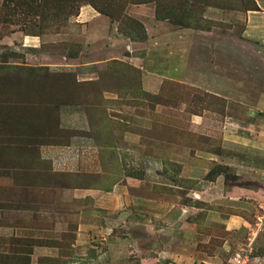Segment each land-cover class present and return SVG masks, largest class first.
Returning <instances> with one entry per match:
<instances>
[{"label": "rangeland", "instance_id": "obj_1", "mask_svg": "<svg viewBox=\"0 0 264 264\" xmlns=\"http://www.w3.org/2000/svg\"><path fill=\"white\" fill-rule=\"evenodd\" d=\"M77 2L29 0L13 15L0 0V264H153L146 252L178 247L181 231L180 247L191 238L212 253L228 235L212 212L237 211L250 223L229 232L240 240L222 258L231 264L264 231V208L229 207L209 186L217 175L264 184L250 165L264 155V61L243 67L255 48L244 38L264 37V0ZM236 137L245 153L227 162L219 148ZM52 145L79 158L75 171L50 170L41 150ZM60 187L102 191L66 198Z\"/></svg>", "mask_w": 264, "mask_h": 264}, {"label": "crops", "instance_id": "obj_2", "mask_svg": "<svg viewBox=\"0 0 264 264\" xmlns=\"http://www.w3.org/2000/svg\"><path fill=\"white\" fill-rule=\"evenodd\" d=\"M260 7L263 8V11H264V7H262L261 5ZM244 39L247 40V42H244V44L247 45V43L249 42V44H251L250 46H254L255 48L247 47L245 49L246 54L243 55L245 59L243 67L246 69V71H248L247 68H249L250 70L256 71L260 69L261 62L264 61V37L259 38V44L255 42V39H257V37L249 36V38H244ZM254 57L259 59L260 66L254 61L253 59ZM262 101L263 99H260L258 102V105ZM244 105H245L244 107L246 108L248 107L246 103ZM66 112H67L66 118L71 119L74 125H78L82 123V125L79 126V129H82L83 127H85L86 121L84 119L83 113L82 115L80 113L76 115L75 112H72L70 114L68 109H66ZM74 113H75V117L72 116ZM69 115H70V118L67 117ZM63 116L64 114L62 115V117ZM253 129L255 131L261 130L260 128H257L256 126H253ZM246 130L248 131L250 130V128H247ZM245 135L249 137L250 133L249 132L245 133ZM238 139L245 141L243 137L238 138ZM236 140H237V137H236ZM232 142H234L235 144L233 145ZM245 142H240L239 140L237 141L233 140L231 141V144L229 145L228 139H225L221 144V145L223 144L224 145L220 146L221 148H219L220 149L219 152L223 154V156L227 157V162H229V160L233 162V159L238 161L239 153L240 154L245 153V146H244ZM259 142H261V140L253 141L252 146H249V147H254ZM45 146H48V145H45ZM55 147L56 146L52 145V147L49 146L46 149H42L41 150L42 157H45L52 161V168L54 171H68V170H70L71 172L75 171L76 165H79L77 161V159L79 158L78 157L76 158L73 152H71L70 149L67 147H57V148ZM237 149L239 150V152L237 151ZM236 161H235V164L233 165L236 167V175L242 176L243 173L245 172L243 168L244 165ZM73 165H75V169L72 168ZM250 165H252L253 168L259 167L264 172V155H262L261 164H258L256 161H254V164L250 163ZM211 182H212V185L209 186L211 188L209 189L211 192L214 193L215 188H219L215 193L224 195L225 197L227 195L228 197L227 200H219L220 203H223L225 205H228L229 207H235L238 209H252L251 208L252 205H250V201H252L264 208V184H260V186H257L256 190L249 189L247 187H242L236 184L234 185L232 184V185H229L228 187H225L226 181H225L224 175L223 176L217 175ZM59 189H60V194L62 196H67L66 198H68L69 196L78 197V198L90 196L91 198L95 199V197H97L96 193L102 191L101 189L96 190V189L82 188V187L81 188L60 187ZM220 191L221 192L223 191V192L221 193ZM255 198L256 200H243V199H255ZM212 213H213L211 214L212 218H210L211 223L209 222V219L207 220V223L208 224L210 223L209 225L211 226L213 224L212 227L217 225L216 227L219 226L221 227V229H223L224 231L228 233L227 237L224 239L222 245L220 246L219 251L208 253L204 250L203 247L193 248L191 247V242L193 240L191 238H189L188 240L189 244L185 245V247L183 248L180 247L181 243L185 241L184 234H188V232L186 231H181L178 236L180 237L179 239L180 241L178 240L177 237L174 239V242L178 240V243H179L178 247L175 246L171 249L166 248V249H160V250H155L152 248V249H149L148 252H146V256L151 258V260L153 261V264H221L222 258L225 257V255L228 253V250L231 248V243L232 242L234 244L240 243V240L238 239V237H236L234 233L230 234L229 232L230 231L232 232L233 229H241V227L246 228L247 227L246 225H248V222L250 223V221L247 220V218L241 215L240 213H237V211L235 213L231 212L230 214H227V215H223L220 211H214ZM207 216L209 217L210 215L207 214ZM171 238L173 239L174 237H171ZM249 238L250 236H246V240L244 239L245 242L241 244L238 250H236L231 256L228 257V261L231 260V257L235 255V253L239 252L245 246ZM197 239L201 241V243H205L207 241L206 235L204 234H200L197 237ZM252 245L254 247V251L251 255V258L249 259L248 264H264V231L262 233H259L257 237H255ZM53 248L55 247H50L46 245L36 246V249L37 251H39V254L48 253L47 249H51L52 251ZM157 251L158 253H156Z\"/></svg>", "mask_w": 264, "mask_h": 264}, {"label": "trees", "instance_id": "obj_3", "mask_svg": "<svg viewBox=\"0 0 264 264\" xmlns=\"http://www.w3.org/2000/svg\"><path fill=\"white\" fill-rule=\"evenodd\" d=\"M9 1L11 2V6L9 7V10L15 11L14 12L15 14H13V15H16V14L27 15L28 14L27 12L29 10H26V9L29 8V0H9ZM55 1H56L57 5H58L59 0L58 1L55 0ZM60 1H65L67 3H71V4L75 5V6H78L77 0H60ZM133 1L136 2V0H133ZM141 2H144V1H141ZM33 8H36V7H33ZM98 11L102 12V13L106 12L105 14L110 16L109 12H107L106 10L104 11L102 8H98ZM11 14H12V12H11ZM25 22H27V21H25ZM50 170L52 172H57V171L53 170L52 166H50ZM59 175H60L59 173H56V178L58 180H60L64 184L65 182L61 179V177ZM51 181L54 182L53 179H51Z\"/></svg>", "mask_w": 264, "mask_h": 264}, {"label": "built area", "instance_id": "obj_4", "mask_svg": "<svg viewBox=\"0 0 264 264\" xmlns=\"http://www.w3.org/2000/svg\"><path fill=\"white\" fill-rule=\"evenodd\" d=\"M264 226V222L262 224ZM258 230L252 232V237L248 239V242L245 246L237 253H235L234 257L232 258L231 264H246L248 261L249 256L253 253L254 247L252 245Z\"/></svg>", "mask_w": 264, "mask_h": 264}]
</instances>
